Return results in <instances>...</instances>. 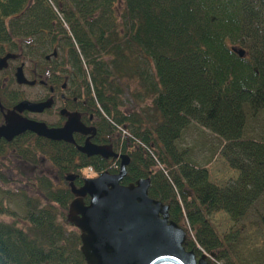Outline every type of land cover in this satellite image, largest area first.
Here are the masks:
<instances>
[{"label":"trees","instance_id":"1","mask_svg":"<svg viewBox=\"0 0 264 264\" xmlns=\"http://www.w3.org/2000/svg\"><path fill=\"white\" fill-rule=\"evenodd\" d=\"M25 38L63 45L60 68L106 121L97 135L117 130L113 150L129 157L121 183L149 179L148 195L187 229L186 249L222 264H264V209L254 237L245 222L264 192V0H0V53ZM258 114L259 139L244 137ZM192 123L220 138L219 154L237 171L222 187L209 182L195 146L179 143ZM73 139L25 131L0 142V154L30 164L44 156L57 176H33L40 196L2 191L20 200L23 224L0 220V264H86L66 220L65 176L79 186L84 167L113 173L119 162L86 156ZM217 211L234 223L223 239L206 217ZM0 215H14L1 200Z\"/></svg>","mask_w":264,"mask_h":264},{"label":"water","instance_id":"2","mask_svg":"<svg viewBox=\"0 0 264 264\" xmlns=\"http://www.w3.org/2000/svg\"><path fill=\"white\" fill-rule=\"evenodd\" d=\"M232 50L239 57L244 56L242 49ZM14 56L12 53L2 56L0 68ZM14 79L19 84L31 83L24 78L21 65L15 69ZM49 104V100H22L15 110L38 112ZM25 131L68 143H74L73 132L89 135L95 132L93 128L86 129L74 114L68 115L60 127H47L44 122L9 111L5 123L0 125V138L10 141ZM76 148L86 156L119 160L117 172L102 171L95 177L83 178L78 187L73 184L72 175L65 177L73 194L66 220L79 231V249L86 264H208L204 254L197 255L185 248L186 231L169 219L168 205L148 195V178L121 183L129 161L127 155L114 152L108 145H96L88 137ZM210 256L214 253L210 252Z\"/></svg>","mask_w":264,"mask_h":264},{"label":"flooded vegetation","instance_id":"3","mask_svg":"<svg viewBox=\"0 0 264 264\" xmlns=\"http://www.w3.org/2000/svg\"><path fill=\"white\" fill-rule=\"evenodd\" d=\"M34 28V26H32ZM30 38H25L23 41L16 43L15 48L11 50H3L0 53V58L6 53L14 54V58H8L5 66L0 68V125L5 123V116L9 111H13L18 116L29 120L44 122L47 127H60L66 121L68 115H76L79 121L89 131L92 128L94 134H82L73 132L72 137L77 138L82 143L88 137L89 141L96 145H108L113 149L117 131L113 130L111 135L98 136L100 127H106V121L97 113L93 107L88 95H86L82 86L77 87L69 73L59 67L61 57L66 54V49L57 41L50 42L46 40L47 46L43 44L32 45ZM62 53V54H61ZM21 65V70L24 78L31 83L19 84L14 79V71L17 66ZM22 100L30 102L50 101L48 107H44L41 111L15 110V106ZM12 140V139H11ZM10 140V141H11ZM74 140V139H73ZM9 142L0 138V142ZM10 149L5 150L0 154V160L6 159L13 155ZM120 153V151H119ZM16 157V162L8 167L10 172L16 175L23 174L22 166L30 165L32 169H37L38 156L36 155V163L30 164L23 160L20 156ZM106 160L118 161L115 158H107ZM40 163V162H39ZM2 166V163H1ZM114 169L119 168V164L112 165ZM117 166V167H116ZM34 176H40L42 173L38 171ZM3 180L12 182V179L3 176ZM33 185V183H31ZM24 185H21L22 187ZM34 186V185H33ZM215 256L207 257L206 260L212 264H222L214 258Z\"/></svg>","mask_w":264,"mask_h":264},{"label":"rangeland","instance_id":"4","mask_svg":"<svg viewBox=\"0 0 264 264\" xmlns=\"http://www.w3.org/2000/svg\"><path fill=\"white\" fill-rule=\"evenodd\" d=\"M64 57H66V54ZM62 58L63 57H61V59ZM126 106L129 107L130 105L127 104ZM122 110H125V107H122ZM260 128H261V121H260V116L258 114L256 118H249L248 121L246 122L244 137L259 139ZM117 136H119L118 133H116V136L114 138H116ZM179 143L181 146H190V145L195 146L193 150H195V157H196L195 159L197 160L196 162L200 165L202 164L205 165L208 180L212 184L222 187V185L227 183V181L236 178L237 171L230 168L218 152V148L222 145L220 138L214 135L208 129L200 126H196L195 124L192 123L184 130L182 137L179 140ZM192 155L193 153L191 154V157L193 158ZM38 158H40V160H38L37 169L35 168L32 169L31 171L30 165H27L25 167L22 166L23 174L21 173L19 175L10 172L8 169L10 165L16 162V157L14 153L11 157L7 158L6 156V159L0 160V173H3L2 175L4 177L7 176L12 179V182L6 181L5 183L3 177H1L0 175V200L1 203L5 205L6 208L10 209L14 213L13 216L0 215V220L6 222L14 221L18 225L23 224V220H22L23 211H22V206L20 204V200L15 197H11L8 200H6V198H3L2 191H7L12 194L13 193L15 194V192L21 190L27 195L40 196L37 193V190L33 182V178H34L33 176L36 175V173H39L38 171H40L43 175L48 176L53 183L57 182L55 169L50 165V163L46 160L44 156L40 155L38 156ZM31 183H33L34 186ZM21 185L24 186L20 187ZM263 209H264V192L261 194L259 199L254 203V205L248 212L247 217L245 219V222L249 223L248 226L252 228L251 229L252 237L255 236L257 227H260V223L258 224L259 219L257 215L261 213ZM206 217L208 219V222L212 225V227L214 228L220 239H223V237L230 231V229L234 225V223L231 222L228 216L222 211L209 213L206 215ZM258 238L260 237L258 236ZM252 240H256V239H252Z\"/></svg>","mask_w":264,"mask_h":264},{"label":"built area","instance_id":"5","mask_svg":"<svg viewBox=\"0 0 264 264\" xmlns=\"http://www.w3.org/2000/svg\"><path fill=\"white\" fill-rule=\"evenodd\" d=\"M93 173H94V171H93V169L91 167H87L86 168V174L90 175V174H93Z\"/></svg>","mask_w":264,"mask_h":264},{"label":"bare ground","instance_id":"6","mask_svg":"<svg viewBox=\"0 0 264 264\" xmlns=\"http://www.w3.org/2000/svg\"><path fill=\"white\" fill-rule=\"evenodd\" d=\"M32 133V132H31ZM149 186V185H148Z\"/></svg>","mask_w":264,"mask_h":264}]
</instances>
